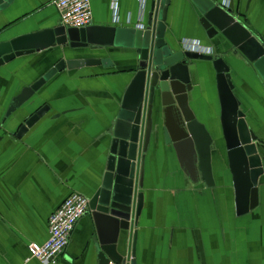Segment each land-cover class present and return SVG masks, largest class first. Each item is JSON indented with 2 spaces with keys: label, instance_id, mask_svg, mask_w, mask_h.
Returning a JSON list of instances; mask_svg holds the SVG:
<instances>
[{
  "label": "crops",
  "instance_id": "crops-1",
  "mask_svg": "<svg viewBox=\"0 0 264 264\" xmlns=\"http://www.w3.org/2000/svg\"><path fill=\"white\" fill-rule=\"evenodd\" d=\"M152 1L142 11L139 0H91L93 26L142 30ZM56 2L13 0L0 12V44L62 26ZM229 10L264 41V0H232ZM201 18L191 0H175L166 18L167 40L178 51L185 50V42H199L207 56L220 54L228 62L234 93L261 142L257 145L264 165V82L244 56L207 37ZM72 60H109L112 66L58 73L14 108L26 89L61 61ZM137 66L138 57L130 49L54 44L0 69V264H42L31 258L28 247L48 240L50 216L72 193L91 200L101 189L115 126ZM195 66L192 108L213 139L214 185L206 183L199 162L192 173L162 133L145 159L135 259L137 264H264V176L257 208L239 215L216 73L209 62ZM46 106V116L18 139L21 127ZM97 223L89 211L56 264H100L94 244ZM103 230L112 235L106 225ZM127 246L128 239L125 253Z\"/></svg>",
  "mask_w": 264,
  "mask_h": 264
},
{
  "label": "water",
  "instance_id": "water-1",
  "mask_svg": "<svg viewBox=\"0 0 264 264\" xmlns=\"http://www.w3.org/2000/svg\"><path fill=\"white\" fill-rule=\"evenodd\" d=\"M175 0H153L147 27L143 30L99 28L71 29L59 26L52 31L20 37L0 44V69L17 58L35 54L49 45L87 49L89 46H116L130 49L138 57L133 82L125 95L122 111L114 132V141L107 161L101 189L90 200L89 208L97 219L98 236L94 244L100 264H137L135 259V227L142 210L145 159L151 144L158 143L162 133L180 159L186 158L188 168L199 162L202 176L213 186V139L192 108L197 62H209L216 73L221 105V123L230 168L237 193L238 214H246L259 204V186L264 165L259 153V138L250 129L241 109L232 81V69L220 56H205L178 51L167 40L169 11ZM201 15V25L210 40L224 44L234 55L241 54L252 64L264 82V43L243 25L231 10L214 0H191ZM13 0H0V12ZM111 67L109 60L61 61L42 79L22 94L15 107L26 97L39 91L58 73L83 67ZM22 103V104H21ZM49 107L39 110L21 127L22 139ZM183 156V157H182ZM112 229L107 236L103 226ZM128 239L127 251L125 245Z\"/></svg>",
  "mask_w": 264,
  "mask_h": 264
},
{
  "label": "built area",
  "instance_id": "built-area-1",
  "mask_svg": "<svg viewBox=\"0 0 264 264\" xmlns=\"http://www.w3.org/2000/svg\"><path fill=\"white\" fill-rule=\"evenodd\" d=\"M220 7L229 10L232 0H214ZM141 10L147 0H139ZM61 25L66 28L86 29L93 25L91 0H57ZM139 29H144L139 26ZM185 50L207 56V50L199 42L193 45L185 42ZM213 53V51L211 50ZM210 53V50H209ZM90 200L78 193H72L49 218V237L43 244L31 243L28 247L32 259L42 264H56L67 250L77 224L90 211Z\"/></svg>",
  "mask_w": 264,
  "mask_h": 264
}]
</instances>
